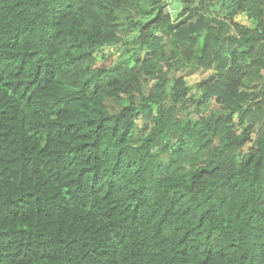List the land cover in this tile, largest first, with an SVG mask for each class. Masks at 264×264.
<instances>
[{"label": "trees", "instance_id": "1", "mask_svg": "<svg viewBox=\"0 0 264 264\" xmlns=\"http://www.w3.org/2000/svg\"><path fill=\"white\" fill-rule=\"evenodd\" d=\"M135 2L0 0V264H264L262 0Z\"/></svg>", "mask_w": 264, "mask_h": 264}, {"label": "rangeland", "instance_id": "2", "mask_svg": "<svg viewBox=\"0 0 264 264\" xmlns=\"http://www.w3.org/2000/svg\"><path fill=\"white\" fill-rule=\"evenodd\" d=\"M152 0H137L135 2V5L130 6V8H126L123 13L121 14V21L122 25L120 28V34L123 36L125 40H132L135 38V36L139 33L141 30V27L147 22V20L152 16L149 13H146V8L150 7V3ZM161 2H165L167 4L166 9L169 10L171 7V4L175 2H180V0H161ZM143 8V10L140 8ZM181 7V2H180ZM171 10V9H170ZM218 9H213V13L219 17L221 16V13L217 11ZM172 11V10H171ZM237 21L239 20L242 22V24H250V22L253 23L252 20H246L243 16H237ZM238 21V22H239ZM129 33L126 35V33ZM160 30L155 31L156 34H160ZM130 43V42H129ZM133 47V46H131ZM124 45L122 43L111 45V46H104L101 49L97 51V65L98 66H104V67H111V66H120L121 64H124L125 56H128V53H123ZM143 54L138 51V57L142 56ZM124 61V62H121ZM132 63V60H130V64ZM215 71L214 69H202L201 67L194 66H185V67H179L175 70L173 74H170L169 81H168V91H170L172 87V80L174 77L183 76L185 79V84L190 92H197L198 91V85L201 84L202 80L205 78H209L211 75H214ZM209 108H216V103L214 101H211L210 104H208ZM197 117L196 113L192 114V118L195 119ZM248 148H244V151L246 152Z\"/></svg>", "mask_w": 264, "mask_h": 264}, {"label": "water", "instance_id": "3", "mask_svg": "<svg viewBox=\"0 0 264 264\" xmlns=\"http://www.w3.org/2000/svg\"><path fill=\"white\" fill-rule=\"evenodd\" d=\"M180 8V2H175L172 4V15L176 14V11ZM214 76L211 75L206 81H210Z\"/></svg>", "mask_w": 264, "mask_h": 264}, {"label": "crops", "instance_id": "4", "mask_svg": "<svg viewBox=\"0 0 264 264\" xmlns=\"http://www.w3.org/2000/svg\"><path fill=\"white\" fill-rule=\"evenodd\" d=\"M239 15H240V16H243V17H245V19H246V20H250V19H248V18H247V16H246V15H244V14L240 13V14H237V15L234 17V20H235L236 22H238V21H239V20H238V21L236 20V19H237V16H239ZM239 23H241V24H242V22H240V21H239ZM244 24H245V23H244ZM245 25H246V26H249V27H253V25H254V24H253L252 22H250V24H249V25H248V24H245Z\"/></svg>", "mask_w": 264, "mask_h": 264}, {"label": "built area", "instance_id": "5", "mask_svg": "<svg viewBox=\"0 0 264 264\" xmlns=\"http://www.w3.org/2000/svg\"><path fill=\"white\" fill-rule=\"evenodd\" d=\"M262 12L264 14V0H262Z\"/></svg>", "mask_w": 264, "mask_h": 264}, {"label": "clouds", "instance_id": "6", "mask_svg": "<svg viewBox=\"0 0 264 264\" xmlns=\"http://www.w3.org/2000/svg\"><path fill=\"white\" fill-rule=\"evenodd\" d=\"M171 10H172V8H171Z\"/></svg>", "mask_w": 264, "mask_h": 264}]
</instances>
